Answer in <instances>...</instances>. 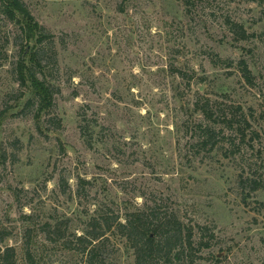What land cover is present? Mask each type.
<instances>
[{"label": "rangeland", "instance_id": "1", "mask_svg": "<svg viewBox=\"0 0 264 264\" xmlns=\"http://www.w3.org/2000/svg\"><path fill=\"white\" fill-rule=\"evenodd\" d=\"M23 1L53 100L19 84L33 43L0 3V247L138 264L114 225L78 240L132 212L174 235L141 264H264V0Z\"/></svg>", "mask_w": 264, "mask_h": 264}, {"label": "trees", "instance_id": "2", "mask_svg": "<svg viewBox=\"0 0 264 264\" xmlns=\"http://www.w3.org/2000/svg\"><path fill=\"white\" fill-rule=\"evenodd\" d=\"M0 3L4 7V14L21 26L27 43H33L31 50L24 51L21 58L18 69V82L22 87L30 86L32 88L33 93L41 103V111L43 112L52 106L53 93L49 86H47L46 81L40 77L44 69L40 48L47 40L52 39V36L46 34L45 28L36 22L23 0H0ZM17 16H20L21 20H18ZM239 30H241L244 36H247L242 29ZM241 66L244 78L251 84L252 73L247 63L243 62ZM204 112L206 114L208 113L206 109ZM147 217L148 215L145 216V219ZM144 220L132 212H128L124 220L121 217H117L115 220L112 218L94 220L93 222L96 223L95 227L98 226L102 229L100 234L91 233L93 230H89L85 235L78 237V240L93 244L106 236L107 232L111 231L114 225L131 243L135 240H139L137 245H140L143 255L140 253L138 264H141V260H143V257L147 254L155 252L157 248H164V246L168 247L171 245L172 238L174 237V235L170 236L169 232H166L168 230H165L169 225L168 219H165L164 222H158V225H156L157 234L153 231L148 232L150 225L146 224ZM91 260H93V254L91 255ZM0 264H16V253L14 248H6L3 250L0 247Z\"/></svg>", "mask_w": 264, "mask_h": 264}]
</instances>
